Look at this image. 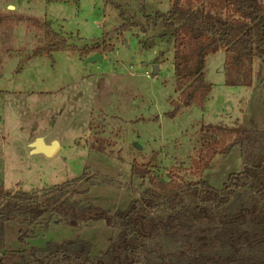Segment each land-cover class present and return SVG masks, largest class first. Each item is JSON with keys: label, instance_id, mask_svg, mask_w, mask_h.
<instances>
[{"label": "rangeland", "instance_id": "374dc122", "mask_svg": "<svg viewBox=\"0 0 264 264\" xmlns=\"http://www.w3.org/2000/svg\"><path fill=\"white\" fill-rule=\"evenodd\" d=\"M190 1L198 8V0ZM117 2L124 20L109 0H0V17L8 16L0 24V181L5 188L42 193L96 174L105 183L83 182L79 190L87 192L75 198L110 212L123 210L136 197L126 187L133 162L151 163L164 179L179 167L187 179L201 125H262L251 107L260 93L257 79L251 88L225 86L222 51L207 59L205 80L213 87L204 107L183 108L170 118L177 94L169 30H146L142 9L164 13L171 0ZM47 33L66 40L49 56ZM94 55L101 58L87 63ZM42 137L61 148L50 156L29 154L27 144ZM93 138L110 146L104 153L91 151ZM240 169L237 146L217 155L202 179L220 189ZM24 234L31 236L24 239L25 247L79 238L102 255L117 232L103 222L78 231L54 219L32 226L0 223L6 249L21 248L18 238Z\"/></svg>", "mask_w": 264, "mask_h": 264}, {"label": "trees", "instance_id": "16d2710c", "mask_svg": "<svg viewBox=\"0 0 264 264\" xmlns=\"http://www.w3.org/2000/svg\"><path fill=\"white\" fill-rule=\"evenodd\" d=\"M116 7L124 20L121 6ZM142 16L146 30H169L177 94L170 118L183 108L204 107L213 87L205 80L207 59L222 51L225 86L251 88L257 79L260 93L251 107L262 125H201L187 179L179 167L164 179L151 163L133 162L126 187L136 197L114 212L75 198L87 192L79 190L81 183H105L96 174H82L42 193L13 191L0 181V223L32 226L54 219L78 231L103 222L117 232L102 255L79 238L25 247L24 239L31 236L24 234L16 250L0 241V264H264V0H198V8L190 0H171L166 12L148 14L143 8ZM6 18L1 16L0 24ZM48 35L49 56L61 51L66 40ZM109 146L106 139L93 138L89 149L104 153ZM237 146L239 172L229 174L220 189L202 179L217 155Z\"/></svg>", "mask_w": 264, "mask_h": 264}, {"label": "water", "instance_id": "95a60500", "mask_svg": "<svg viewBox=\"0 0 264 264\" xmlns=\"http://www.w3.org/2000/svg\"><path fill=\"white\" fill-rule=\"evenodd\" d=\"M101 58L98 55H94L91 58H88L87 63L88 62H95L97 60V58ZM155 71H157V67H154ZM221 70H223V65L221 66ZM154 74L155 75V72ZM42 138H36L33 143L31 144V153H35V154H42L44 156H50L51 153L54 151L55 149V145L57 144L56 141L51 142L48 146H42Z\"/></svg>", "mask_w": 264, "mask_h": 264}, {"label": "crops", "instance_id": "0c3cea01", "mask_svg": "<svg viewBox=\"0 0 264 264\" xmlns=\"http://www.w3.org/2000/svg\"><path fill=\"white\" fill-rule=\"evenodd\" d=\"M0 78H2V76H1ZM35 139H36V138H34V140H35ZM34 140H33V141H34ZM33 141H32V143H33ZM42 141H43V142H42V146H48V145H49V143L46 142V140L44 139V137H42ZM32 143L27 144V147H28V148L31 147V144H32ZM58 144H59V142H58ZM58 148L60 149L61 146L59 145ZM29 149H30L29 154H31V149H32V148H29Z\"/></svg>", "mask_w": 264, "mask_h": 264}, {"label": "bare ground", "instance_id": "6f19581e", "mask_svg": "<svg viewBox=\"0 0 264 264\" xmlns=\"http://www.w3.org/2000/svg\"><path fill=\"white\" fill-rule=\"evenodd\" d=\"M58 147H59V144H58V142H57V144L55 145V151H57L58 150Z\"/></svg>", "mask_w": 264, "mask_h": 264}]
</instances>
